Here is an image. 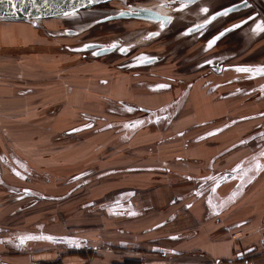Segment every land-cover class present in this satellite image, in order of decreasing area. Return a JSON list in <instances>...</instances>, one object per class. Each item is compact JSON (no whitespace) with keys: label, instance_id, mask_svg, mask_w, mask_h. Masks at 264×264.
<instances>
[{"label":"rangeland","instance_id":"374dc122","mask_svg":"<svg viewBox=\"0 0 264 264\" xmlns=\"http://www.w3.org/2000/svg\"><path fill=\"white\" fill-rule=\"evenodd\" d=\"M212 1L217 4L218 0ZM208 2L211 0H111L59 17L0 19V163L1 158L6 159L8 153L15 152L38 170L40 165L49 171L58 166L53 182L42 186L33 184V190L42 189L45 196L57 197L58 202H44L34 195L31 198L26 195L20 200L23 193L15 194L7 189V194L0 193V198H4L0 206L8 205L1 212V224L10 228L21 225L25 219L11 224L20 220L18 211H26L20 205L38 202L47 206L49 213L60 211L64 231L75 233L74 242L48 246L49 249H57L63 254L81 253L87 257L98 249H114V242L120 241L123 233L134 235L136 231L131 229V224L115 223L105 217L101 213L103 209H99L103 204L93 202L96 197L104 196L110 187L119 186L120 175H106L86 185L84 182L123 167L125 163L114 161L121 155L132 159L128 166H137L136 155L142 152V143L153 144L156 149L158 145L166 148L174 141L175 147L178 144L181 147L179 132H167L172 126L187 124L197 94H209L208 82L220 83L215 94L224 99L230 98L228 88L236 89L242 82H248L244 89L250 91H241L239 96H234L242 101L251 100L240 103L244 110L248 105L243 112L257 105L253 101L259 97V91L253 88L264 82L261 78L264 76L258 75L264 67V38L258 39L260 31L255 22L246 26L248 21L243 19L242 13L247 9L246 13L253 16L251 21L255 18L262 21L264 0H228L226 3L232 2L231 5L214 7L212 4L209 8ZM131 4L139 5L141 9L156 6L157 11L151 15L145 10H130ZM191 7H196V12ZM236 7L241 11L238 16L243 17L232 22L222 21L225 28L217 33L215 21ZM163 8L168 19L161 17ZM185 20L195 21L198 25L190 32V38L186 31L190 25ZM233 31L237 32L233 36L238 37V44L235 46L234 40L229 48L239 55L222 63V73H215L210 62H203L202 45L213 37L212 41L220 39L217 41L219 48L226 49V37ZM243 35L254 38L250 43ZM247 77L250 81H237ZM162 109H165L164 113ZM140 120L146 122L134 127L133 122ZM257 120L236 118L228 123L225 120V124H218L221 126L217 129H209L208 135L227 132L233 123L248 125ZM213 123L208 122L203 127ZM107 124L112 126L103 129ZM123 135L132 138L127 145L121 142ZM60 136L64 139L57 138ZM150 137L153 139L140 142ZM30 142L36 150L35 155L26 149ZM69 145L78 150L76 158L80 161V169L66 160ZM6 166L18 169L12 160ZM0 168L2 172L4 170L5 178L10 179L2 163ZM233 171L226 176L230 177ZM24 178L29 177L25 174ZM104 180L110 186H105ZM25 182L20 184L28 183ZM15 198L16 202L10 203ZM143 199L147 201V195ZM31 204L29 206H34ZM34 209L22 213L21 217H39ZM161 211L155 208L148 213L150 218L155 217L138 230H145L143 236L140 233L138 243H153L163 252L168 249L159 243L166 241L168 236H150L158 228L167 226L166 215L158 219ZM231 233L235 234L233 230ZM123 237L130 239V236ZM236 237L232 235L233 240ZM241 241L244 244L240 251L241 262L264 264V256L256 257L261 252L260 245L256 251H249L252 247L248 244L253 240L245 238Z\"/></svg>","mask_w":264,"mask_h":264},{"label":"crops","instance_id":"0c3cea01","mask_svg":"<svg viewBox=\"0 0 264 264\" xmlns=\"http://www.w3.org/2000/svg\"><path fill=\"white\" fill-rule=\"evenodd\" d=\"M260 94L253 101L257 105L243 112L248 105L244 110L240 103H247V99L242 101L233 94L224 99L222 95L210 91L209 94L198 93L189 119H186L187 124L183 122L180 123L182 127L172 126L173 129L171 127L167 132H179L181 147L179 144L175 147L174 141L169 142L172 145L166 148L158 145L156 149L153 144L142 143V152L136 155L139 162L137 166H128V161L132 159L128 155H121L114 161L125 163L123 167L84 182L86 185L106 175H120L119 186L110 187L104 196L96 197L93 202L103 204L99 209H103L101 213L105 217L115 223L131 224V229L136 231L134 235L123 233L120 241L114 242V249L95 250L96 255L92 254L91 257L81 253L63 254L57 249H49L54 245L74 242L75 233L64 231L60 211L49 213L45 205L31 202L34 206H29L26 202L20 205L22 209L29 212L35 208L34 211L40 216L21 217L26 211H18L21 213L17 216L20 220L12 221L11 224L25 219L21 225L10 228L0 223V264H243L240 251L244 246L241 240L245 238L253 240V243L248 244L252 247L249 251H256L260 245L261 252L256 257L264 256V96ZM204 95L205 98L202 97ZM254 114L259 116L250 119L257 121L248 125L233 124L227 132L208 135L209 129H217L221 126L218 124L223 125L225 120L227 123ZM138 122L134 121L133 126L138 128ZM208 122L215 123L203 127ZM110 126L112 124H107L103 129ZM57 138L62 140L64 136ZM151 138H143L140 142L150 141ZM120 139L127 145L132 138L123 135ZM26 147L35 155L33 143H28ZM69 147L70 153H66V160L80 169V161L76 158L79 156L78 150L75 151L77 148L74 145ZM143 152L150 155L146 156ZM1 160L6 174L13 179H6L4 170L2 172L0 168V193L3 194H7V189L10 192L18 188L28 191L33 190V184H49L58 172V166L52 167L54 173L41 165H35L38 170L15 152L8 153L6 159ZM9 160L18 169H10V163L6 166ZM231 171L235 176L239 173L238 177L226 176ZM25 174L29 177L27 180ZM23 181L28 183L22 186L20 183ZM103 183L110 186L107 180ZM33 191L34 196L44 202H58L57 197L45 196L46 192L42 189ZM146 195L147 201L143 199ZM23 198L20 197V200ZM2 201L4 198H0V204ZM11 201L15 203L16 198ZM7 206H0V216ZM155 208L162 210L158 219L166 215L167 226L158 228L150 236H168L166 241L159 243L168 249L163 252L158 251L153 243H138L140 233L142 236L145 233V230H138L155 217L150 218L148 214ZM234 208L228 215L229 210ZM232 235L237 236L236 240L232 239ZM123 236H130V239Z\"/></svg>","mask_w":264,"mask_h":264},{"label":"flooded vegetation","instance_id":"af4514ba","mask_svg":"<svg viewBox=\"0 0 264 264\" xmlns=\"http://www.w3.org/2000/svg\"><path fill=\"white\" fill-rule=\"evenodd\" d=\"M226 1H228V0H218L217 1V4H215V1H212L211 0V2H208L207 3V5H208V8L213 4V6L214 7H218V6H221V5H231V3H226ZM249 6V5H248ZM252 8H253V5L251 6ZM93 8V7H92ZM223 9H224V7H222ZM221 8V9H222ZM240 7H236V8H234L230 13H228L227 14V16H224V17H219L215 22V24H216V28H217V33H219L220 32V29L222 30L223 28H225V26H223V25H225L224 23L223 24H221V22L222 21H227V20H230L231 22H232V20L233 21H237V20H239L240 18L239 17H243V19H247V23H246V26H248V24H252L251 22H255L254 24H255V27L256 28H258L259 29V37H258V39L261 37V38H264V30H260V28L258 27V26H260V25H264V19L261 21V20H259V19H256L255 18V20L254 19H252V21H251V17H253L252 15H248V13H246V10L247 9H245V13H242L243 14V16H238V14L237 13H240L241 11L240 10H237V9H239ZM236 9V10H235ZM242 10H244V7L243 8H241ZM191 10L193 11V12H196V7H191ZM240 11V12H239ZM258 11V10H257ZM256 12V11H255ZM259 12V14L261 15V13H260V11H258ZM250 16V17H249ZM262 16L264 17V11L262 12ZM234 17V18H233ZM233 18V19H232ZM262 19V18H261ZM185 22H187V23H189V25H190V27H188L189 29H187L186 31H188L189 33L193 30V28L194 29H196V26H198L197 25V23L195 22V21H189V20H185ZM192 22H194V24H192ZM219 31V32H218ZM188 33V35H190L189 36V38L192 36V34L190 33L189 34ZM216 33V34H217ZM235 33H237L236 31H233V32H231V33H229L228 35H227V44H226V49H224V47H222V48H219L217 45H218V43L220 42L219 40H216L215 39V41H212L211 39H213V37H209L204 43H205V46H203L202 45V50H203V56H202V58L205 60V61H203V62H210L211 63V68H212V71H214L215 73H222L223 71H224V67H223V65H222V63L223 62H225V61H227L228 59H231V58H234V57H236L237 55H239L236 51H231L230 50V48L229 47H231L230 46V44H234V40H235V46L238 44V37H234L233 36V34L235 35ZM232 36V37H231ZM223 37V36H222ZM222 37H220V38H222ZM243 38L245 39V40H247L248 42H250L251 43V41L253 40V36H250V35H243ZM189 40H191V39H189ZM195 40L197 41V39H196V37H195ZM192 41V40H191ZM217 41H219V42H217ZM224 42V41H223ZM223 42H221V44L223 43ZM225 51H228L226 54H225ZM247 60H249L250 61V59L249 58H247ZM232 61V60H231ZM227 63H232V62H227ZM258 75H260V76H264V67L262 68V69H260L259 70V73H258ZM253 76H255V74H253ZM261 78H264V77H261ZM250 81V77H247V78H243V79H237V81ZM236 83H239V82H236ZM208 85H210V88H209V91H213V92H215V90H218V87L220 86V83H207ZM246 85H249V83L248 82H242V84H241V86L240 87H237L236 89H234L233 87H231V88H228L227 90H229L228 91V94L227 95H230V94H233V95H237V94H239V92H241V91H245V90H248V91H250V89H244V86H246ZM226 87H230V86H226ZM239 89V90H238ZM253 90L254 91H256V90H258L261 94H260V96H264V82H262V83H260L259 85H257L256 86V88H253ZM249 102V101H248ZM163 111H165V109H162V112ZM164 113V112H163ZM168 113H169V111H168ZM260 114H262V113H260ZM251 116V117H250ZM250 116H244V117H240L239 119L240 120H244V119H250V118H252L253 116H256L255 114L254 115H250ZM259 116V115H258ZM258 116H256V117H258ZM141 122H142V124L144 123V122H146V120H140L138 123H140V126L142 125L141 124ZM228 123V122H227ZM233 124H235V123H233ZM250 135H254L253 133H251ZM238 175H239V173H238ZM238 175H236L235 176V173L234 172H232L231 174H230V177L229 178H237L238 177ZM239 180V179H238ZM12 191V190H11ZM17 191V192H16ZM20 191V193H23L22 195V197H27V196H31V195H35V193H34V191L33 190H28V191H26V190H19V189H17V190H15V191H13L12 193H18ZM27 195V196H26Z\"/></svg>","mask_w":264,"mask_h":264},{"label":"water","instance_id":"95a60500","mask_svg":"<svg viewBox=\"0 0 264 264\" xmlns=\"http://www.w3.org/2000/svg\"><path fill=\"white\" fill-rule=\"evenodd\" d=\"M108 1L111 0H0V19L34 20L59 17Z\"/></svg>","mask_w":264,"mask_h":264},{"label":"bare ground","instance_id":"6f19581e","mask_svg":"<svg viewBox=\"0 0 264 264\" xmlns=\"http://www.w3.org/2000/svg\"><path fill=\"white\" fill-rule=\"evenodd\" d=\"M117 3H119V2H117ZM116 5H117V4H116ZM128 9H130V10L135 9V10H140V11L145 10L148 14H151V15H152L155 11H157L156 6H155V7H146V9H141L140 6H139V5H136V4H131V5H129ZM161 11H163V12L160 13V14H161V17H162L163 19H168L169 16H168L167 14H165V11H166L165 8L161 9ZM163 14H164V15H163Z\"/></svg>","mask_w":264,"mask_h":264},{"label":"snow or ice","instance_id":"6c2138e0","mask_svg":"<svg viewBox=\"0 0 264 264\" xmlns=\"http://www.w3.org/2000/svg\"><path fill=\"white\" fill-rule=\"evenodd\" d=\"M258 27L260 28V30H264V25H260ZM242 70H245L246 71V69H242Z\"/></svg>","mask_w":264,"mask_h":264}]
</instances>
